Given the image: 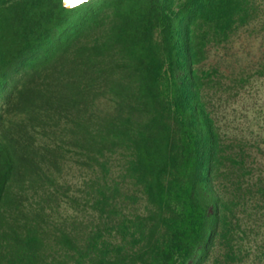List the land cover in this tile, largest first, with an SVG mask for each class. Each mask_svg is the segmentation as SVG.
Wrapping results in <instances>:
<instances>
[{"label": "trees", "instance_id": "1", "mask_svg": "<svg viewBox=\"0 0 264 264\" xmlns=\"http://www.w3.org/2000/svg\"><path fill=\"white\" fill-rule=\"evenodd\" d=\"M0 264H264V0H0Z\"/></svg>", "mask_w": 264, "mask_h": 264}, {"label": "water", "instance_id": "2", "mask_svg": "<svg viewBox=\"0 0 264 264\" xmlns=\"http://www.w3.org/2000/svg\"><path fill=\"white\" fill-rule=\"evenodd\" d=\"M63 1H64V5L66 7L71 8V7H75V6H78L80 4H83L85 2H88L90 0H63Z\"/></svg>", "mask_w": 264, "mask_h": 264}]
</instances>
